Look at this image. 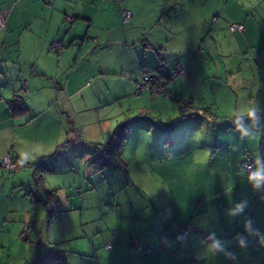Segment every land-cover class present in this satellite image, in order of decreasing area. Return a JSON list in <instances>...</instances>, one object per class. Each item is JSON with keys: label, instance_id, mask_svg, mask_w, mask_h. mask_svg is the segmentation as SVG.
<instances>
[{"label": "crops", "instance_id": "0c3cea01", "mask_svg": "<svg viewBox=\"0 0 264 264\" xmlns=\"http://www.w3.org/2000/svg\"><path fill=\"white\" fill-rule=\"evenodd\" d=\"M192 1L195 5L188 4ZM222 1L0 0V158L9 153L18 165L12 175L0 169V259L33 245L27 264L43 250L41 234L38 238L42 207L47 209L43 200L47 192L57 193V184H49L57 174L53 162L58 147L78 129L91 143L101 142L107 133L109 142L117 130H124L123 148L133 134L137 141H148L145 147L143 141L132 146L138 172L150 184L156 178L163 186L186 180L195 196L193 201H165L173 210L169 220L173 223L177 216V224L166 223L162 236L123 233V226L117 231L100 217L97 232L65 255L67 264H184V250L191 251V264H264V136L261 144L249 136L258 117L247 123L243 118L264 110V87H254L260 93L253 98L249 88L236 90L228 82L235 69L242 72L240 61L256 57L264 84V50L250 56L243 49L241 55H217L211 49L223 28L241 34V48L250 46L246 31L253 25L251 13L239 5L241 0H224L223 14L231 21L227 27L217 11ZM125 10L131 14L126 21ZM232 22L242 23L243 30H231ZM55 40L63 44L58 52L50 49ZM200 42L208 51L201 47L192 54ZM221 45L235 46L227 39ZM152 48H159L161 57ZM210 63L216 64L214 74ZM149 66H160L167 76L182 67L167 82L169 95H134L143 67ZM16 95L26 111L12 110L9 101ZM124 116L136 117L129 119L131 126L126 120L114 127ZM93 148L102 153L94 144L85 147L88 155ZM247 151L253 158L251 176L242 169ZM60 191L49 200L54 201L52 216L59 214L57 206L64 212L60 201L71 208L72 201H82L77 191L66 186ZM183 227L189 233L181 245L174 240ZM135 241L144 249L137 251Z\"/></svg>", "mask_w": 264, "mask_h": 264}, {"label": "rangeland", "instance_id": "374dc122", "mask_svg": "<svg viewBox=\"0 0 264 264\" xmlns=\"http://www.w3.org/2000/svg\"><path fill=\"white\" fill-rule=\"evenodd\" d=\"M192 3L193 1L188 4L195 5ZM221 4V7H219L217 11L220 14V19H223L224 22L228 24V27L231 21L229 17L223 14V5L225 1L223 0ZM239 5H244L246 11L252 15L250 21L253 25L246 31V40L250 43V46L245 45L244 48H241V34L230 32L226 28L219 29L215 36L217 38V45L211 48L215 50L217 55L225 52H230L233 55H241L245 51L247 52L246 54L254 56L259 53L260 49L264 50V0H241ZM187 32L192 31L187 30ZM226 39L230 42L234 41L235 46H222V41ZM239 39L240 41L238 42ZM201 47L205 51H208V48L200 42L197 44V49L192 54L195 55L198 53V48ZM242 49L244 50L243 52ZM239 65L242 66V72L236 74V70L238 71V69H235V75L233 78L230 77L228 82H231L236 90L241 89L242 86H244V88H249L248 91L250 96L255 98L260 93V90H254V87H264V84L261 85L259 82V73L256 68L257 66L261 67L262 63L257 62L256 57H252L247 63L240 61ZM210 67L212 74L217 72L216 64ZM205 72L206 74H210L208 68ZM208 80L212 81L211 78L207 79V81ZM207 81H204L205 86L209 85ZM253 98L250 99L251 102ZM127 116L122 118L118 117L114 127L126 120V122H129L130 118H134L137 115L126 119ZM238 118L241 119V117ZM243 118H246L245 123H247L253 121L255 116H243ZM259 120L260 122L256 119L254 120L258 122V124L256 127L254 126L252 129H249V136L252 137L253 135L256 141L261 144V138L264 136V128H262L264 119ZM130 122L131 126V124H133L132 119ZM114 127H112V129ZM204 127H208V125L204 123ZM204 134L208 137L211 136L209 133ZM109 138L110 133H107L105 139H102L99 143H91L81 138L80 140H82V142L76 145L67 146L63 143L58 147L60 153L57 155L56 161L53 162L56 166L57 174H55L49 184H57L54 189L57 190L59 196L62 193L60 191L62 186L77 191L82 201H72V206H74V208H71V204L67 207L63 201H60L62 207L65 208L64 212H62V210L60 211L59 206H55L59 214L53 215L54 217L49 216L53 214L50 206H47V209L42 207L43 221H41L40 224L38 223L41 226L38 238H40L41 234L40 241L43 243V249L45 247L51 248L53 244H58V248L64 250L65 255H71L73 251L70 248L77 246L81 247L80 245L86 243L85 240L89 236H92V233L97 232L101 225L98 219L102 216L109 222L106 224L112 227V229L117 227V231L123 226V233L128 232L132 235L142 233L140 235L144 236L147 231H150L152 236H162V232L167 229L166 223L170 224L172 227L177 224V216L174 219L176 221H173V223L169 220V218L172 217L171 213H173V210L165 201H180V197L182 201L194 200L195 195L191 194L186 180H180L178 185L166 184L163 186L162 183H158L159 178H156V181L150 184L147 176L138 172L139 169L136 164L133 163L135 159L132 158V146L135 142H141L143 140L137 141V139H134V134L127 139L120 155H107V159L110 163L102 168V162L100 161L101 156H95L96 152L94 153V148L89 150L90 155H88L85 147H90L94 144L98 146L107 144ZM106 140L107 142L104 143ZM147 142L148 141H143L140 144L145 147ZM65 151L70 154L72 151V156L64 157V155H67L64 153ZM255 153L258 156V151H255ZM54 155L55 154L52 156ZM120 158L122 159V163L120 162ZM45 160H48V158ZM124 165H127V167L124 168ZM154 176L156 177V174H154ZM71 195L76 197L75 192L71 191ZM156 201H163L166 204L164 203L160 207L157 206V204L153 206L152 204L156 203ZM166 218H168V221ZM113 219L115 223L110 222V220L113 221ZM117 219L118 223H116ZM51 225V236L49 237L48 229ZM118 225H120V228H118ZM65 235H74L78 238L74 240L63 239L68 238L64 237ZM35 238H37V236L33 233L31 240L35 241ZM185 239L177 241L176 239L174 240L173 237L174 242L181 245L184 244ZM34 252L35 247L31 245L27 247L24 253H12L11 258H8L5 254L0 259V264H24L23 262H25V260L28 261L29 257L33 258L31 256H34ZM190 252L189 250L183 251L182 258L186 257L188 259L183 262L184 264L192 263V254ZM180 264H182V262Z\"/></svg>", "mask_w": 264, "mask_h": 264}, {"label": "trees", "instance_id": "16d2710c", "mask_svg": "<svg viewBox=\"0 0 264 264\" xmlns=\"http://www.w3.org/2000/svg\"><path fill=\"white\" fill-rule=\"evenodd\" d=\"M243 28H244V25H243ZM62 45L63 44H62V41H61V48H62ZM50 49H51V47H50ZM152 50L157 55V57H161V50L159 48L158 49L152 48ZM152 73L154 75L151 78L150 85H149V90L142 91L139 96H141L142 93H144V92H149L151 94L158 95V91L161 88H165V89L168 90L167 82L169 80H171L172 78H174V76H172L173 72L168 74V76H167L160 70V66L143 67L142 77L145 76V75L149 76ZM141 81H142V78H141ZM141 81L138 83V85L141 83ZM9 102H11L12 110L16 111V109H18L19 111L22 112V111H26V109H27L23 98L21 96H19V95H16L15 99L10 100ZM184 109H185V107L183 108V110ZM253 116L258 117L261 120L264 119V110L256 112L255 114H253ZM124 138H125L124 130H117V131L114 132V134L112 136V139L107 144H101L99 146L95 145V147L97 146L102 151V153L101 152L98 153V150H97V152L95 153V156L96 155H100L101 156L100 157V161L102 162L101 163L102 164V166H101L102 168L107 166L110 163L109 160L106 157L107 155H111V154L120 155V153L122 151V148H123V144H124ZM68 143H66V144H68ZM247 153H250V152L247 151L245 153V156H246ZM244 160H245V157H244L243 161ZM121 161H122V159H120V162ZM243 161H242V163H243ZM101 167H99V168L102 169ZM124 168H125V165H124ZM33 175H34L35 181H37L39 183L40 180H41L40 173L35 169L34 172H33ZM55 195L58 196L56 192H52V193L51 192H47L46 193V197L43 200V205L45 207L50 206L51 210H52L53 206H51V205H53L54 201H49V200L54 198ZM52 211L54 213V210H52ZM49 216H52V214L49 215ZM177 232L175 233V239L177 241L182 240V239L177 238V236H176ZM183 239H185V238H183ZM27 264H67V259L65 257L64 250H60L58 248V245L54 244L53 247H51V248L47 247L46 249L41 250L39 253H37L36 257L31 262H28Z\"/></svg>", "mask_w": 264, "mask_h": 264}, {"label": "built area", "instance_id": "2783aa9c", "mask_svg": "<svg viewBox=\"0 0 264 264\" xmlns=\"http://www.w3.org/2000/svg\"><path fill=\"white\" fill-rule=\"evenodd\" d=\"M122 16H123V20L126 21L131 17V14L129 11L125 10V11H123ZM3 24H4V19L0 15V27H2ZM230 29L235 30V31L236 30L241 31L243 29V24L239 23V22H232L230 24ZM60 48H61V41L60 40H56L51 45V50L53 52H57ZM182 71H183L182 67L177 66L174 69L172 76H175V75L181 73ZM153 75L154 74L152 73L149 76L145 75L142 77L141 83L137 86V88L134 92L135 96H139L140 93L144 90H149L150 81H151V78L153 77ZM158 94L167 96V95H169V92L167 89L161 88V89H159ZM80 139H81V132L78 129H74L72 140L67 145H75V144L80 142ZM17 166L18 165H17L16 160L9 153L4 154L0 158V169H2L8 175L14 174L17 171ZM242 169H243L245 174H247L248 176H251V174L253 172V158H252L250 153L246 154L245 160L242 163ZM52 210H53V208H52ZM188 232H189V230L186 227H183L177 232L176 236L179 239H183V238L187 237ZM106 247L109 248L110 245L107 244ZM134 247L137 251H141L144 248V245L140 241H135Z\"/></svg>", "mask_w": 264, "mask_h": 264}]
</instances>
